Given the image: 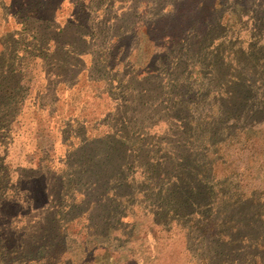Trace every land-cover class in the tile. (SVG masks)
I'll return each instance as SVG.
<instances>
[{"label":"trees","instance_id":"16d2710c","mask_svg":"<svg viewBox=\"0 0 264 264\" xmlns=\"http://www.w3.org/2000/svg\"><path fill=\"white\" fill-rule=\"evenodd\" d=\"M12 1L13 7L18 0ZM60 1L28 0L29 8L16 9L12 16L52 23ZM142 2L150 6L141 13L145 19L144 34L150 43L161 48L159 55L164 56L165 72L156 76L138 72L125 83L114 76L118 80L115 89L119 90L115 98L119 101L113 115L119 124L108 125L111 132L101 137L86 138L82 135L84 122L77 123L72 118L77 123L75 127L80 128L73 132L79 142L61 159L62 168L50 169L45 158L39 159L35 168H20L15 191L9 197L5 190L11 178L4 157H0V264H58L68 247L66 232L71 223L86 216V228L93 236L105 239L111 224L121 223L125 205L135 201L144 210L153 211L154 223L161 220L165 226L171 222L181 224L187 249L202 251L203 257H197V262L249 264L250 257L258 259L257 264H264L263 195L248 196L237 184H224L217 189L212 162L205 158L208 153L218 157L219 147L226 142L238 145L253 135H264V0H172L159 8H151L156 0ZM104 3L107 5L103 13L110 12L106 19L112 20L104 23L103 30L113 42L105 38L96 53L105 50L106 55H118L123 49L121 40L131 26L121 24L125 23L126 11L116 17L117 13L111 11L114 1ZM90 7H85L81 16L74 11V21L88 14ZM133 11L138 10L134 7ZM225 16L228 20L223 22ZM0 21L9 26L6 14H0ZM233 25L238 26V32L247 34L243 44L232 38ZM9 27L0 31V39L10 32ZM77 28L73 41L67 45L56 43L53 36L42 41L37 37L38 43L54 41V51L65 52L74 61L66 62L74 75L81 62L79 55L84 52L81 46L87 43L82 34L85 27L78 24ZM87 34L96 35L93 31ZM170 46L180 51L174 60ZM97 62L94 58L93 67ZM175 69L178 72L173 73ZM13 73L12 69L5 75L7 83L0 81V130L9 127L19 108L15 92L20 89L21 78ZM151 82L157 91L165 90L168 103L162 107V115L133 120L128 128L130 119L123 114L140 105L139 100L149 91L141 85ZM126 88L136 96L128 99L123 95ZM174 89L177 90L172 93ZM174 94L177 98L172 100ZM188 108L196 118L193 123L186 122L192 118L190 115L176 113L187 112ZM169 115L182 118L179 138L184 142L169 145L158 156V141L144 145V135L139 130L152 125L151 118L166 122ZM68 121L62 130V143L72 135L71 118ZM132 127L139 134L135 140L129 137ZM192 146L198 151H193ZM241 146L245 147L244 143ZM254 164L257 170L264 171V159ZM51 188L55 190L51 192ZM20 198L28 208L35 206L39 212L35 230L27 239L7 233L10 218L17 217L21 209ZM6 211L12 215L10 218L4 215ZM70 261L68 257L69 264Z\"/></svg>","mask_w":264,"mask_h":264},{"label":"rangeland","instance_id":"374dc122","mask_svg":"<svg viewBox=\"0 0 264 264\" xmlns=\"http://www.w3.org/2000/svg\"><path fill=\"white\" fill-rule=\"evenodd\" d=\"M27 1L18 0L12 7V0H0V14H6L10 26H5L6 21H0V31L4 27L10 28V32L0 39V81L7 83L5 75L12 69L13 74L21 78L20 89L15 92L20 100L19 108L9 127L0 130V157H4V165L11 178L6 185L7 197L15 191L14 184L20 168H35L41 158H45L47 164L50 163V169L58 171L62 168L61 159L71 147L78 145L79 140L73 136L77 123L84 122L81 134L86 138L101 137L111 132L108 125L119 124L113 115L119 101L115 98L119 90L115 89L118 80L116 81L114 76H119L122 83L138 72H151L156 76L155 74L165 72L163 66L166 64L164 56L159 55L161 48L150 43L144 34L142 25L145 19L141 18V13L144 14L145 8L150 6L142 0H112L114 3L111 11L117 13L116 17L126 11L125 23L121 24L126 25V28L131 26L121 40L123 49L121 48L118 55H106L105 50L96 53L100 43L108 38V33L103 30V27H106L104 23L112 20L106 19L111 16L110 12L107 15L103 13L107 5L104 0H59L55 20L48 24L36 21V18L12 16L16 9L26 11L29 8ZM171 1L156 0V4L151 8H159L160 4ZM243 4L246 5V2ZM87 6H91L88 14L74 21V11L81 16ZM134 7L137 12L133 11ZM227 20L225 16L223 22ZM76 22L85 27L82 34L84 33L83 37L87 43L81 46L84 52L79 55L81 62L76 67L77 74L74 75V71L66 65V62L74 61L69 60L65 52L54 51V41L51 40L47 44L38 43L37 37L42 41L53 36L56 43L67 45L75 37L78 29ZM98 29L103 32L100 33ZM232 29V38L236 39L238 44L247 41V34L244 31L238 32V26L233 25ZM91 31L95 32V37L88 36L87 33ZM133 31H136V34H131ZM107 40L113 42L112 37ZM169 50L172 51L173 60L179 56L178 47L170 46ZM94 58L98 60L95 67ZM141 86L149 91L139 100L142 101L140 105L131 107L129 113L123 114L124 118L130 119L128 128H131L133 120H146L153 114L162 115V107L167 102L165 90V93L159 88L157 91L154 82ZM123 95L128 99H131L130 96H136L127 88ZM175 98L177 95L171 96L172 100ZM2 101L0 99L1 106ZM176 113L190 115L192 118L186 119V122L190 120L193 123L196 120L189 108L187 112L178 110ZM169 116L171 118L166 122L162 118H151L152 125L145 126V130H139L144 135V145L158 141V156L168 150L169 145H182L184 142L179 138L182 118ZM70 118H75L77 123L71 120L72 135L68 142L62 143V130ZM170 123L172 125H169ZM78 129L80 128H76ZM114 129L115 127L112 131ZM135 130L136 128L132 127L129 133L133 140L139 136ZM241 141L238 145H231L232 142L229 141L220 146L219 159L210 153L205 155L207 161L212 162L213 184L217 189L224 184H237L239 190H243L248 196L254 193L261 194L264 198V171L257 170V165L254 164L264 159V135H253L246 141ZM243 143L245 147L242 148ZM195 147L192 148L193 151L201 149L196 147L198 150H195ZM54 190L55 188H51V192ZM19 203L21 209L17 217L12 218L8 211L4 213L6 217H11L7 233H15L27 239L35 230L34 224L38 221L39 212L37 213L35 206L28 208L23 198H20ZM125 210L121 223L111 224L109 236L105 239L93 236L86 228V216H82L78 223H71L66 232L68 247L58 264H69L68 257L71 259L70 264H206L196 261L197 257H203L202 251L187 249L185 230L181 224L171 222L169 226H165L161 220L160 223H154L153 211L144 210L143 205L136 201L125 205ZM247 259L249 264L258 263L256 258Z\"/></svg>","mask_w":264,"mask_h":264},{"label":"crops","instance_id":"0c3cea01","mask_svg":"<svg viewBox=\"0 0 264 264\" xmlns=\"http://www.w3.org/2000/svg\"><path fill=\"white\" fill-rule=\"evenodd\" d=\"M72 121H74L73 119H71ZM69 121H67V123H68ZM71 122V121H70Z\"/></svg>","mask_w":264,"mask_h":264}]
</instances>
